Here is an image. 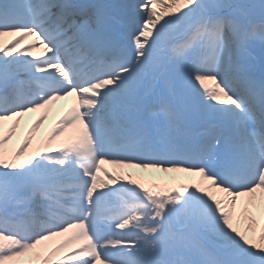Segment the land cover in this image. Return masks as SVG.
Wrapping results in <instances>:
<instances>
[{"label": "snow or ice", "instance_id": "6c2138e0", "mask_svg": "<svg viewBox=\"0 0 264 264\" xmlns=\"http://www.w3.org/2000/svg\"><path fill=\"white\" fill-rule=\"evenodd\" d=\"M5 36L15 39L0 40V264L29 253L23 264H264V55L252 57L264 54V0H0ZM37 46L39 57L23 55ZM104 164L198 179L146 184Z\"/></svg>", "mask_w": 264, "mask_h": 264}, {"label": "bare ground", "instance_id": "6f19581e", "mask_svg": "<svg viewBox=\"0 0 264 264\" xmlns=\"http://www.w3.org/2000/svg\"><path fill=\"white\" fill-rule=\"evenodd\" d=\"M13 39H15L14 36H5V38L4 37L0 38V40H2L5 44L9 43ZM31 40L32 38L28 37L27 39L21 42L19 47L26 48V46L31 42ZM42 51L43 49L41 46H37L36 48H27V50L23 53V55H27L28 52H31L32 56H29L28 58L33 59V58L39 57ZM14 55H16L15 52H14ZM207 83L209 87L213 85V82L211 81H208ZM74 99H75L74 97H67V98L55 101L52 105L49 106L47 117L43 120V122L49 123L52 129L53 125L62 116L63 112L67 108L71 107V105L74 103ZM43 111L44 110H39L38 115L40 116ZM25 118H26V114L21 119L20 123H23ZM77 132H78V127L77 128H67L62 133H58L55 140L57 143L60 144L61 141H66V140L73 138L77 134ZM103 167L107 168L109 171H132L135 174L137 179L144 181L146 184H148L151 181H155L158 183H165V180H167L168 183H173L174 180L182 181V177H184V179H186L187 181L194 183L198 179V177H194L187 173H182V172L164 173V172H160L154 169H119L111 164H104ZM239 212H240V205L238 204L237 214H239ZM69 235H71V232L66 233L65 237ZM65 237H62V239H64ZM73 246H74L73 244H69L68 248L70 249Z\"/></svg>", "mask_w": 264, "mask_h": 264}, {"label": "rangeland", "instance_id": "374dc122", "mask_svg": "<svg viewBox=\"0 0 264 264\" xmlns=\"http://www.w3.org/2000/svg\"><path fill=\"white\" fill-rule=\"evenodd\" d=\"M131 2H132V0H125V3L124 2L123 3L120 2V3L127 4V3H131ZM256 2H259V0H256ZM12 55H14V51H13ZM262 55H264V54L261 53L259 48H256L255 50L252 51V57L255 58V61H260V58ZM149 79H151V78H149ZM148 87H153L152 81H151V83H150V81L145 82L144 85L142 86L143 89L148 88ZM197 87H199V86H197ZM156 91L157 92L159 91L158 86H156ZM165 97L167 99L174 100V102H176L178 104V106H180L179 100H175V98L171 97L167 93L165 94ZM184 111L186 114L184 113ZM38 113H39V110L26 114V118H25L24 122L20 123V126L17 129L16 134L12 137L11 141H9L8 144L6 145V147L9 150L20 146V144L23 140V137L26 135L31 124L39 116ZM181 113H182V117L184 118L185 121L188 122V121H190V119L194 120L195 124H193V126L199 122V116L193 109L181 107ZM6 123H10V122H6ZM50 130H51V125L49 123L42 122L34 134V139H33L31 146H29L25 149L24 154L20 157V159L23 160V159L30 157L38 146H42L46 142V137H47V134L49 133ZM51 146L54 149L59 150V143L56 142L55 138L53 139ZM182 181L189 182L186 179H184L183 177H182ZM177 183H178L177 181H174L173 183L167 182V185L169 187H174ZM60 240H62V237H56V238H53V240H51V241L44 242V244L39 246V247L41 250H47L48 248L54 246V244L59 242ZM30 256H31V253L26 254V256L23 258H20L21 264H23L24 259H28ZM6 264H12V262H6Z\"/></svg>", "mask_w": 264, "mask_h": 264}]
</instances>
